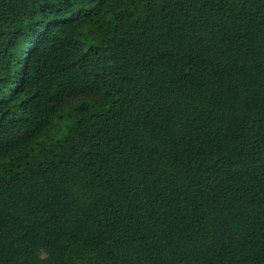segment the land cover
<instances>
[{"label": "trees", "instance_id": "16d2710c", "mask_svg": "<svg viewBox=\"0 0 264 264\" xmlns=\"http://www.w3.org/2000/svg\"><path fill=\"white\" fill-rule=\"evenodd\" d=\"M0 264H264V0H0Z\"/></svg>", "mask_w": 264, "mask_h": 264}]
</instances>
